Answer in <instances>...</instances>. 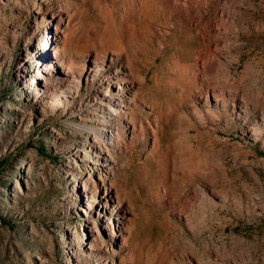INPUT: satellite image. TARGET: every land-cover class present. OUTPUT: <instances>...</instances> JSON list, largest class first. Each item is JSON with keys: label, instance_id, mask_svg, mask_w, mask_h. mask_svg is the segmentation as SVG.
<instances>
[{"label": "rangeland", "instance_id": "1", "mask_svg": "<svg viewBox=\"0 0 264 264\" xmlns=\"http://www.w3.org/2000/svg\"><path fill=\"white\" fill-rule=\"evenodd\" d=\"M143 1L0 0V264H264V0H204L202 23L226 8L207 38L219 100L192 76L197 27L148 29L166 0ZM55 45L65 64L129 60L135 83L123 66L73 82ZM115 77L134 91L120 149L96 123Z\"/></svg>", "mask_w": 264, "mask_h": 264}, {"label": "bare ground", "instance_id": "2", "mask_svg": "<svg viewBox=\"0 0 264 264\" xmlns=\"http://www.w3.org/2000/svg\"><path fill=\"white\" fill-rule=\"evenodd\" d=\"M140 5L141 7L144 5L143 0H141ZM154 9L155 10H153L151 13L147 8L145 12H142V17L146 20L145 26L148 29L150 28L149 23L162 14L169 29L174 30L176 28L175 26L181 25L180 20H175L177 13H180L182 18L188 21L189 25H195L197 27L196 34L199 38L200 49L198 51V56L195 60L194 71H192V76L194 77V79H197L198 77L202 79L199 90L204 98L208 96H211L216 100L223 98L225 89H219L218 86H214L215 84H212L213 86H209V80H207L210 79L209 75L211 76V78L214 77L216 72L220 69L219 57L214 55L211 50V47L213 46L216 51L219 52V45L217 44V42L211 43L210 40H208L207 38L209 37V35L213 34L216 39H219L221 32L227 30L228 27L222 26L219 23V20H224V18L226 17V8L222 4L218 5L213 13V19H210L205 23H202V19L204 18V15L207 14L208 3H206L204 0H166L165 8H163L161 4H155ZM192 11L194 12L193 15ZM121 23L123 27V39L126 40V43H128L130 37L133 36L134 25L133 23L129 22L126 13L123 14V16L121 17ZM159 26L162 28V25ZM152 34L154 33L151 31V35ZM165 34L172 33L170 32V30H168L165 32ZM187 37L189 39H192L189 33L187 34ZM161 44L162 43L160 42L159 45ZM44 49H47V47H44ZM57 51H60L59 45H55L51 48V52L54 56L56 55L55 59L59 62L61 69L64 70V74L66 76L71 75L73 82H77L76 78L83 79V76L87 77L88 75H98L100 77H103L108 73L111 74L112 72L113 74H115V72L119 71L120 67L123 66L126 67V69L128 68V73H126L127 78L123 79L121 82L130 83L131 85H134L135 83V79L129 77L130 75L132 76L135 73L129 60H126V63L124 64L119 63L118 65H112L108 68L107 63L109 64L113 61V59H107V56L97 54L92 59L90 65L86 67L84 65L79 66L72 58H70L67 64H65L66 62L63 61L62 55H60ZM196 64H200L198 69ZM75 73H77V75H75ZM116 79V77L112 78L111 81L108 83H112V85L115 86L118 90L114 93L109 94L108 92H111L110 86L108 85V89H105L103 93L105 95L101 98L98 105V110H100L99 113L101 115H99V118H97L96 123L99 125L98 132L100 135L99 139L101 138V142H104L103 144L106 143L110 145L114 149H120L123 144L122 141L118 139V135L122 131L121 128L123 126H121L118 130H113L110 129V123L117 118L125 117L127 114L131 115V99L128 94L134 91L132 90V88L131 90H125V88H122L120 82L116 81ZM102 100L105 101L102 102ZM210 109L211 108L207 107V110ZM148 130H153L150 125L148 126ZM100 159L104 163L108 161L107 157L105 156V154H103V152L100 153ZM111 230L113 234L114 232H116L115 235L119 236L118 234L120 233L118 228L116 229L115 227L114 229L111 226Z\"/></svg>", "mask_w": 264, "mask_h": 264}]
</instances>
